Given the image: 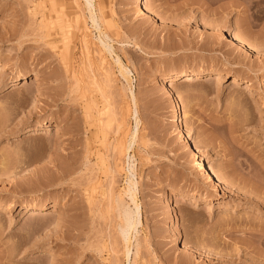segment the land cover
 Wrapping results in <instances>:
<instances>
[{"label":"rangeland","instance_id":"1","mask_svg":"<svg viewBox=\"0 0 264 264\" xmlns=\"http://www.w3.org/2000/svg\"><path fill=\"white\" fill-rule=\"evenodd\" d=\"M94 1L0 0V264H264V0Z\"/></svg>","mask_w":264,"mask_h":264},{"label":"bare ground","instance_id":"2","mask_svg":"<svg viewBox=\"0 0 264 264\" xmlns=\"http://www.w3.org/2000/svg\"><path fill=\"white\" fill-rule=\"evenodd\" d=\"M63 1V0H62ZM66 1V0H64ZM71 2V0H69ZM75 1V2H74ZM83 1V4H84V7L86 9V12L88 13V18H89V22L91 23V27L93 30H95L96 32H98V36L96 38V42L98 44V46L100 47V49L104 52H107L109 53V55L112 53V48L109 46V41L107 42V37L105 35H103L102 33H100V26H99V21L98 19H101L100 16H96V13L95 12V8H94V0H82ZM73 2L76 4L77 0H73ZM65 3V2H64ZM73 3V4H74ZM134 3L135 5L137 6L139 12H143L145 9L143 7L144 5V0H134ZM75 4L73 6H75ZM76 8H77V5H76ZM79 8V6H78ZM100 13V11H99ZM63 15V14H62ZM101 15V14H100ZM99 17V18H97ZM76 18V19H75ZM73 19H75V22L77 20V17H75ZM55 20L52 21L53 25L55 26L53 29H54V34L55 35H58V34H66L67 31H65V29H67L69 26L67 25V23L69 22H65L64 19L65 17L63 18V16L61 15H56L55 18H53ZM102 21H103V18H102ZM102 21L100 20L101 24H102ZM75 22H74V27H75ZM50 23V24H52ZM77 23V22H76ZM50 24H48V26H50ZM103 24H104V21H103ZM52 25V26H53ZM73 27V26H72ZM51 28V26L49 27V29ZM50 29V30H53V29ZM76 29V27H75ZM74 29V31H75ZM69 30V29H68ZM51 32V31H50ZM102 32V31H101ZM69 33V32H68ZM67 33V35H68ZM246 33V32H245ZM247 35V34H246ZM47 36H50V33L48 32V35ZM66 35H63L64 38H67V36L65 37ZM230 37H231V40L234 44H241L240 42V39L239 37H237L236 35L234 34H230ZM62 38V37H61ZM63 38V42H66L65 39ZM69 38V36H68ZM95 39V38H94ZM93 39V40H94ZM109 39V38H108ZM68 42V41H67ZM92 43V41H91ZM87 44V43H86ZM97 46V47H98ZM54 48L56 49V46L54 45ZM251 48V47H250ZM98 51V49H97ZM100 52H98L99 54ZM102 57V56H101ZM100 57V58H101ZM102 59V58H101ZM100 60V59H99ZM104 60V59H103ZM102 61V60H101ZM100 61V62H101ZM103 63V62H101ZM115 65H117L118 67V71H120L121 75L123 77H125V75H127V70L126 68L124 69L123 65H121L120 63V60L117 58L114 59V62H113ZM104 64V63H103ZM1 66L4 67V65L2 63H0ZM105 69V68H104ZM101 70H103V68H101ZM107 70V69H106ZM108 71V70H107ZM104 73V70L101 71ZM106 72V71H105ZM108 73V72H107ZM105 76V73L103 74ZM202 73L201 72H191V74H188L187 71H182V72H178V73H175L171 76H169V79L170 81L172 82H176V81H179V80H183V81H187V80H195L197 77L201 76ZM214 75L212 76H207L205 78H207V81H213L215 80L216 78L213 77ZM24 78V77H23ZM232 83L233 84H239L238 80H236L235 78L232 79ZM245 88H251L252 85L249 84V82H245ZM165 91L168 93V94H171V91L170 89H168L167 87H165ZM264 92V87H260L258 88V91H257V94H262ZM130 95H131V99H132V103L134 104L135 103V99H134V95L132 94L131 90H130ZM172 95V94H171ZM135 107V105H134ZM179 106L176 107V110H179ZM178 115H176V118H177ZM131 117L132 119L134 120L135 122V127H134V131L131 135V140H132V144H133V139H135V136L137 134V130H138V124H139V121H138V118H137V112H136V109L134 108L133 111H132V114H131ZM177 122V120H176ZM185 144L187 146H192L193 150L197 151L198 152V149L196 148V146H194L189 140H186L185 141ZM130 149V144L129 146L127 147L126 151ZM126 156V155H125ZM128 160H130V158L128 157ZM198 170L200 172H202L205 176H207L211 182H213V185L216 189H223L224 188V185H223V182L221 180V178L213 171L209 170L208 168H206V166L204 165V163L202 162H199L198 163ZM48 181V180H47ZM39 182V181H38ZM38 182L36 183L37 185H42L43 184V181H42V184H38ZM46 182V180H45ZM225 189V188H224ZM125 194L129 197L131 203L134 205V210H131L129 208H124L122 206V209L120 211V221H121V224H119V235H120V239L122 240L123 244H124V252H125V257L126 259H128L129 257V253H130V244H131V233L133 231L136 230V227L137 225L140 224V219H139V208L138 206L136 205V188H135V183H133L131 180L128 181L127 183V188H126V191H125ZM52 207H55L54 205ZM14 208V205L13 204H3L1 201H0V210L3 211V213L5 214H8L12 211V209ZM54 210V209H52ZM42 212H45V211H42ZM29 214V215H35V214H38L40 213L38 211V208L36 206H32L30 209H27V208H24V214ZM43 215H47V214H41V216Z\"/></svg>","mask_w":264,"mask_h":264}]
</instances>
